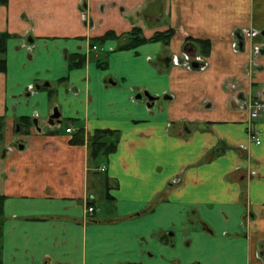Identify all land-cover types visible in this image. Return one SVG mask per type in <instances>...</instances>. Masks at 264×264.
<instances>
[{
  "label": "crops",
  "instance_id": "0c3cea01",
  "mask_svg": "<svg viewBox=\"0 0 264 264\" xmlns=\"http://www.w3.org/2000/svg\"><path fill=\"white\" fill-rule=\"evenodd\" d=\"M153 2L0 4L1 264H264V0Z\"/></svg>",
  "mask_w": 264,
  "mask_h": 264
},
{
  "label": "trees",
  "instance_id": "16d2710c",
  "mask_svg": "<svg viewBox=\"0 0 264 264\" xmlns=\"http://www.w3.org/2000/svg\"><path fill=\"white\" fill-rule=\"evenodd\" d=\"M8 0H0V4L5 5L7 4ZM173 36V32L167 31L166 33H158L150 40L146 39L140 29H134L130 33H128L125 37L128 40L120 47L121 49H135L138 46L150 42H165L169 43L170 39ZM9 35L7 34H0V55H4L6 52V41ZM115 35L113 32H108L103 37L97 38L93 40L92 46L94 43L98 42H105L114 38ZM204 47L205 54H208L209 51V43L202 42ZM86 59L80 55H73L69 58V66L71 68H79L84 65ZM101 67L104 68L102 64ZM6 71V60L4 58H0V73H4ZM29 124V123H28ZM4 130V119L0 117V141L2 140V133ZM109 139V141H108ZM116 149V139L114 137V133L111 131H98L95 136L92 138L91 141V156L97 158L100 155H108L114 152ZM2 205H3V198L0 196V219L2 216ZM1 264V260H0Z\"/></svg>",
  "mask_w": 264,
  "mask_h": 264
},
{
  "label": "built area",
  "instance_id": "2783aa9c",
  "mask_svg": "<svg viewBox=\"0 0 264 264\" xmlns=\"http://www.w3.org/2000/svg\"><path fill=\"white\" fill-rule=\"evenodd\" d=\"M260 34L259 31H253L250 36L256 37ZM264 115V98L263 96L258 97L256 99H253L251 102V111H250V120L253 123L254 121H257ZM67 133H72L71 129L67 130ZM249 136L251 140L256 143L257 145L261 144V140L258 134V131L256 129V126L252 124L249 127ZM89 213H93V208L88 209Z\"/></svg>",
  "mask_w": 264,
  "mask_h": 264
},
{
  "label": "water",
  "instance_id": "95a60500",
  "mask_svg": "<svg viewBox=\"0 0 264 264\" xmlns=\"http://www.w3.org/2000/svg\"><path fill=\"white\" fill-rule=\"evenodd\" d=\"M161 9H162L161 0H155V2L151 3L148 6L147 10L145 11V16L149 18H155L156 16L160 14ZM59 117L60 115L59 113H57V110H56V114L52 117V122L55 118H59Z\"/></svg>",
  "mask_w": 264,
  "mask_h": 264
},
{
  "label": "rangeland",
  "instance_id": "374dc122",
  "mask_svg": "<svg viewBox=\"0 0 264 264\" xmlns=\"http://www.w3.org/2000/svg\"><path fill=\"white\" fill-rule=\"evenodd\" d=\"M124 38H125V39H123L122 42L125 43V42L128 40V38H127V37H124ZM92 44H93V42H92ZM94 44H95V45L93 46L92 49H93V50H96V51H99V50H100V48H99V47H100V46H99V45H100V42H98V43H94Z\"/></svg>",
  "mask_w": 264,
  "mask_h": 264
}]
</instances>
